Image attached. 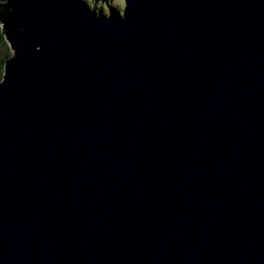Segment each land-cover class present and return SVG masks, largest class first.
<instances>
[{"label": "water", "instance_id": "water-1", "mask_svg": "<svg viewBox=\"0 0 264 264\" xmlns=\"http://www.w3.org/2000/svg\"><path fill=\"white\" fill-rule=\"evenodd\" d=\"M93 1L0 3V264H264V0Z\"/></svg>", "mask_w": 264, "mask_h": 264}, {"label": "rangeland", "instance_id": "rangeland-1", "mask_svg": "<svg viewBox=\"0 0 264 264\" xmlns=\"http://www.w3.org/2000/svg\"><path fill=\"white\" fill-rule=\"evenodd\" d=\"M89 3L91 4L92 7L94 6V1L93 0H89ZM123 4H124V2L122 0H113V1H110V5H114V6H116L119 9H122L123 8ZM95 5H96V7L98 9L102 8L105 13H108L109 12L107 3L105 1H99ZM120 5H121V7H120ZM1 32H2V30H1ZM4 40H5V42H4ZM4 40H1L0 39V42L1 43H6L7 47L10 48L9 42L6 40V38ZM7 50L8 51L6 53H8V55L7 54H4L3 55V52L0 51V57L2 59L6 58L7 56L9 57V56L12 55V53H13L12 49L10 48V50L9 49H7Z\"/></svg>", "mask_w": 264, "mask_h": 264}, {"label": "trees", "instance_id": "trees-1", "mask_svg": "<svg viewBox=\"0 0 264 264\" xmlns=\"http://www.w3.org/2000/svg\"><path fill=\"white\" fill-rule=\"evenodd\" d=\"M0 3H1V4H6V3H8V0H0ZM120 7H121V5H120ZM1 30H2V28H1V25H0V39H1V40H4V39H5V36H4L3 31L1 32ZM4 42H5V40H4ZM7 49L10 50V48L7 47L6 43H1V42H0V51L3 52V55H4V54H7V55H8V53H6V52L8 51ZM4 60H5V58L2 59V58L0 57V79L3 78V73H4V72H3V71H4Z\"/></svg>", "mask_w": 264, "mask_h": 264}]
</instances>
